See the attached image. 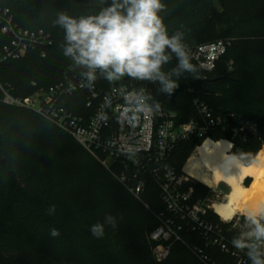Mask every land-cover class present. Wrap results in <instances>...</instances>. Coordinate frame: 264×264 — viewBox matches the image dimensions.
<instances>
[{"label": "trees", "instance_id": "obj_1", "mask_svg": "<svg viewBox=\"0 0 264 264\" xmlns=\"http://www.w3.org/2000/svg\"><path fill=\"white\" fill-rule=\"evenodd\" d=\"M217 2L221 10L215 6ZM162 3L166 7L160 15L166 26L170 31L183 28L192 33L195 47L219 40L230 46L210 73L191 61L196 71L179 79L173 95L160 93L158 85H152L154 100L183 120L197 115L194 102L198 99L216 116L254 121L260 137L248 134L240 146L249 148L254 139L259 152L264 146V0ZM103 6L91 5L88 0H0V7L9 8L20 27L43 29L53 39L45 57L39 50L30 51L3 65L0 81L11 86L18 97L32 94L36 90L32 83L37 88L57 83L69 68H76L63 55L64 33L54 25L57 14H97ZM7 41L0 33V48ZM175 63L166 65L165 71ZM124 82L135 80L125 78ZM100 84L108 90L118 83L103 79ZM74 104L72 99L68 101L69 107ZM76 112L87 113L82 104L76 106ZM232 137L222 129L208 136L215 142ZM205 140L192 138L180 144L166 164L181 173L190 153ZM237 147L233 143L232 149ZM111 171L37 114L0 103V264H202L190 248H205L204 241L186 231L181 232V241L173 243L168 258L156 261V243L150 235L161 226L160 214L170 216L160 199L159 186L150 173L127 172L131 178L137 174L134 185L145 183L146 209ZM194 188L196 199L213 198L199 183H194ZM107 215L115 219V227L105 219ZM210 218L220 220L212 212ZM96 223L105 225L103 237L92 235L90 228ZM52 229L59 235L51 236ZM208 252L222 263L232 262L218 251Z\"/></svg>", "mask_w": 264, "mask_h": 264}, {"label": "built area", "instance_id": "obj_2", "mask_svg": "<svg viewBox=\"0 0 264 264\" xmlns=\"http://www.w3.org/2000/svg\"><path fill=\"white\" fill-rule=\"evenodd\" d=\"M0 33L8 39L0 48V69L9 62L24 58L30 51L39 50L45 57V50L53 45L51 35L43 29L20 27L9 8L0 7ZM229 46L225 40L199 45L189 52L190 59L203 72L210 73ZM80 71L78 68L68 69L61 80L47 88H37V84L32 83L36 90L26 97L15 96L13 88L0 81V103L33 112L50 122L107 170L121 168L119 182L146 208L143 200L145 184L134 185L137 174L131 178L127 172L150 173L155 178L160 199L170 215L160 214L161 226L150 235L151 241L156 243L153 254L158 263L168 258L173 243L181 241L180 234L186 231L204 241L205 248L196 245L190 248L202 264H250L245 252L235 249L231 243L233 237L244 230L241 219L229 222L221 218L212 220L210 213L216 215L215 201L196 199L193 182L196 180L184 170L180 173L166 164L180 144L192 138L208 140L209 134L218 129L228 130L240 142H246L249 133L245 128L237 126L232 116L214 115L198 99L194 102L197 115L189 120L160 107L157 111L141 114L136 123L130 124L121 115L127 110L126 100L142 88L152 95L151 86L154 84L127 83L124 78L106 90L101 87V78L89 89L83 86ZM71 99L76 105L69 107ZM81 104L87 113L76 112V106ZM208 250L218 251L232 262L222 263Z\"/></svg>", "mask_w": 264, "mask_h": 264}, {"label": "clouds", "instance_id": "obj_3", "mask_svg": "<svg viewBox=\"0 0 264 264\" xmlns=\"http://www.w3.org/2000/svg\"><path fill=\"white\" fill-rule=\"evenodd\" d=\"M104 6L97 14L73 17L59 12L54 25L63 30V55L80 69L84 87L92 88L98 79L108 82L128 78L158 85V92L171 96L185 74L194 73L184 34H169L160 15L165 10L162 0H100ZM175 60L170 71L165 66ZM122 119L136 123L143 113L160 109L151 93L140 89L130 100ZM244 230L231 243L245 252L250 264H264V200L243 212ZM105 219L116 226L115 219ZM90 231L103 237L105 225L96 223ZM51 236H58L56 229Z\"/></svg>", "mask_w": 264, "mask_h": 264}, {"label": "bare ground", "instance_id": "obj_4", "mask_svg": "<svg viewBox=\"0 0 264 264\" xmlns=\"http://www.w3.org/2000/svg\"><path fill=\"white\" fill-rule=\"evenodd\" d=\"M184 172L208 187L225 184L230 192L220 203H215V213L225 222L260 200H264V146L254 160L246 165L232 155V145L227 140H206L184 167ZM206 173H209V177ZM250 179L249 186L245 182Z\"/></svg>", "mask_w": 264, "mask_h": 264}, {"label": "rangeland", "instance_id": "obj_5", "mask_svg": "<svg viewBox=\"0 0 264 264\" xmlns=\"http://www.w3.org/2000/svg\"><path fill=\"white\" fill-rule=\"evenodd\" d=\"M88 1H89V3L91 5L102 6V3L100 2V0H88ZM240 1H247V0H240ZM215 6L217 7L218 10H221V8H222L221 5L218 2L215 3ZM167 28H168V31H169L170 35L175 33V32H177V31H180V32H182L184 34V41H185V44H186L189 52L196 46V42H195L194 36L189 31H187V30H185L183 28H177V29H175L173 31H170L168 26H167ZM262 64H264V61H263ZM71 68H74V67H71ZM71 68H69V69H71ZM116 82H118V81H114L112 83H116ZM223 140H226V139H223ZM227 141L232 143V144L234 143V144H236L238 146L237 148L232 149V155L236 156L237 158H239L244 163H250L252 161V159L255 157V154L258 153V149L260 148L258 142L256 140H254V139L250 140L249 148H244V149L240 146L241 142H240L239 138L237 136H235V135H233V137L231 139L227 140ZM196 150H197V147H195L194 150L190 153V155L188 156V158L185 161V165L187 164L189 159L195 154ZM94 159L97 160L96 158H94ZM185 165H184V167H185ZM111 172L114 174V176H116V179L118 180V176L120 175L121 172L120 171L118 172V170L116 168L114 169V167L112 168ZM206 174L209 177H211V175L209 173H206ZM193 182L196 183L197 180L196 181L193 180ZM251 182H252V180L248 179L247 182H245V185L249 186ZM197 183H199L201 186H204V189H203L204 192H206L207 194H212L213 195V198H211V199H213V201H215V203L222 202L225 199L226 195L230 192V188L228 186H226L225 184H221L219 187H216V188H213V187L211 188V187L205 186L201 182H197ZM205 199L201 198V200H205ZM146 209H148V208H146ZM239 218L242 221L243 220V215H241V214L237 215L234 218V221L238 220ZM242 223H243V226H244V222L243 221H242Z\"/></svg>", "mask_w": 264, "mask_h": 264}, {"label": "water", "instance_id": "obj_6", "mask_svg": "<svg viewBox=\"0 0 264 264\" xmlns=\"http://www.w3.org/2000/svg\"><path fill=\"white\" fill-rule=\"evenodd\" d=\"M222 114H226L225 111L221 110L220 111ZM235 124L237 126L245 128V130L252 136H255L256 138L260 137V131L257 129V125L254 121L251 120H240V119H235Z\"/></svg>", "mask_w": 264, "mask_h": 264}, {"label": "crops", "instance_id": "obj_7", "mask_svg": "<svg viewBox=\"0 0 264 264\" xmlns=\"http://www.w3.org/2000/svg\"><path fill=\"white\" fill-rule=\"evenodd\" d=\"M183 170H184V168H183ZM198 182V181H197Z\"/></svg>", "mask_w": 264, "mask_h": 264}]
</instances>
